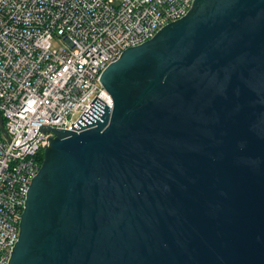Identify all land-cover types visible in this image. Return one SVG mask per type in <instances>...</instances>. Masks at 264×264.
Segmentation results:
<instances>
[{
    "label": "water",
    "instance_id": "water-1",
    "mask_svg": "<svg viewBox=\"0 0 264 264\" xmlns=\"http://www.w3.org/2000/svg\"><path fill=\"white\" fill-rule=\"evenodd\" d=\"M101 82L41 128L8 264H264V0H195Z\"/></svg>",
    "mask_w": 264,
    "mask_h": 264
},
{
    "label": "built area",
    "instance_id": "built-area-1",
    "mask_svg": "<svg viewBox=\"0 0 264 264\" xmlns=\"http://www.w3.org/2000/svg\"><path fill=\"white\" fill-rule=\"evenodd\" d=\"M195 0H0V264L20 236L28 191L53 132L74 130L122 53L186 16ZM43 156V158H42Z\"/></svg>",
    "mask_w": 264,
    "mask_h": 264
},
{
    "label": "trees",
    "instance_id": "trees-1",
    "mask_svg": "<svg viewBox=\"0 0 264 264\" xmlns=\"http://www.w3.org/2000/svg\"><path fill=\"white\" fill-rule=\"evenodd\" d=\"M42 158H43V156H42Z\"/></svg>",
    "mask_w": 264,
    "mask_h": 264
}]
</instances>
